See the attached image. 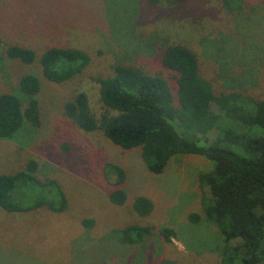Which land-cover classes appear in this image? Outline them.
Masks as SVG:
<instances>
[{
  "label": "rangeland",
  "instance_id": "374dc122",
  "mask_svg": "<svg viewBox=\"0 0 264 264\" xmlns=\"http://www.w3.org/2000/svg\"><path fill=\"white\" fill-rule=\"evenodd\" d=\"M239 3L240 8L229 9L225 0L170 6L163 0H0L3 47L32 49L37 56L52 47L77 48L90 58L75 78L43 83L38 128L27 125L11 140H0V174L23 171L33 160L36 177L55 180L67 200L60 213L46 206L12 213L0 209V264H222L224 242L203 215L208 192L198 182L212 162L178 155L162 174H151L140 148L122 149L100 130L83 132L64 115L63 105L84 92L100 121L106 111L96 79L111 76L118 62L159 74L174 89L176 73L161 65L164 48L172 44L194 53L215 95L263 98L264 0ZM29 70L6 63L0 70V94L15 91L18 78ZM211 109L217 112L214 104ZM116 166L124 172L122 183ZM121 187L127 199L118 206L109 194ZM15 191V203L25 208L48 202L56 192L30 184ZM137 196L153 204L147 217L132 210ZM193 213L201 217L196 223L188 219ZM130 225L147 226L151 234L130 244L122 235ZM164 228L175 233L171 243L161 235Z\"/></svg>",
  "mask_w": 264,
  "mask_h": 264
},
{
  "label": "trees",
  "instance_id": "16d2710c",
  "mask_svg": "<svg viewBox=\"0 0 264 264\" xmlns=\"http://www.w3.org/2000/svg\"><path fill=\"white\" fill-rule=\"evenodd\" d=\"M163 1L170 6L186 0ZM238 2L225 0L229 9L235 5L240 8ZM11 61L31 70L21 74L15 91L0 94V140H11L27 125L38 128L43 83L61 84L75 78L90 58L77 48L52 47L37 56L32 49L3 47L0 42V70ZM161 65L176 73L174 89L159 74H147L118 62L111 76L96 79L106 111L100 121L92 114L84 92L64 103V115L83 132L102 131L122 149L140 148L147 170L154 175L162 174L178 155H197L211 161L212 169L200 174L198 182L208 192L202 201L203 215L224 242L222 264H264V97L253 99L235 92L215 95L186 45L166 46ZM212 104L217 112L211 109ZM36 169V162L31 160L23 171L0 174V209L9 213L42 206L57 213L65 210L67 200L61 186L55 180L38 179ZM115 171L118 183H122L123 170L116 166ZM27 184L54 187L56 192L48 202L40 200L33 207H19L15 189ZM126 199L123 187L109 194V201L118 206ZM132 210L139 217H147L153 204L137 196ZM200 218L194 213L188 217L191 223ZM150 234L149 227L138 225L122 232L130 244H140ZM161 235L167 243L175 237L174 231L166 228Z\"/></svg>",
  "mask_w": 264,
  "mask_h": 264
}]
</instances>
